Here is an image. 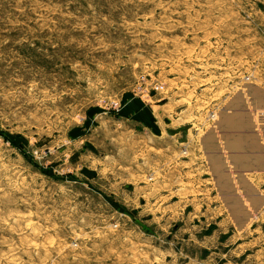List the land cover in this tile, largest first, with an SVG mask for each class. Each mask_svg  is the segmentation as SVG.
<instances>
[{"label": "rangeland", "instance_id": "obj_1", "mask_svg": "<svg viewBox=\"0 0 264 264\" xmlns=\"http://www.w3.org/2000/svg\"><path fill=\"white\" fill-rule=\"evenodd\" d=\"M255 84L264 0H0V264H264L201 145Z\"/></svg>", "mask_w": 264, "mask_h": 264}, {"label": "crops", "instance_id": "obj_2", "mask_svg": "<svg viewBox=\"0 0 264 264\" xmlns=\"http://www.w3.org/2000/svg\"><path fill=\"white\" fill-rule=\"evenodd\" d=\"M233 100L237 104L235 107L231 104ZM232 101L224 113L227 116L237 113L243 117L244 122L248 124L247 135L251 146L245 147L242 153L240 149L237 150L232 139H229L230 144H224L221 134L228 141V133H232L234 126L231 127V131L222 132L219 122L201 138V145L210 165V173L220 203L228 212L230 219L242 226L250 220L251 215L264 208V194L258 192L259 183H264V124L258 127L254 117L255 112L264 113V87L256 84L247 86L246 90L236 95ZM251 103L253 109L250 108ZM232 155L233 157L239 155L243 159L242 161L232 159L230 164L229 157ZM146 180L149 181V178ZM244 192L247 197L254 195L256 199L247 202Z\"/></svg>", "mask_w": 264, "mask_h": 264}, {"label": "built area", "instance_id": "obj_3", "mask_svg": "<svg viewBox=\"0 0 264 264\" xmlns=\"http://www.w3.org/2000/svg\"><path fill=\"white\" fill-rule=\"evenodd\" d=\"M257 114H258V115L260 114V115H259V116H260L259 118H261V120H262L260 126H262V125L264 124V122H263V120H264V113H257ZM254 117H255V120H256V124H257V122H258V121H257V117H258V116L255 114ZM258 124H259V123H258ZM258 124H257V126L260 127Z\"/></svg>", "mask_w": 264, "mask_h": 264}]
</instances>
